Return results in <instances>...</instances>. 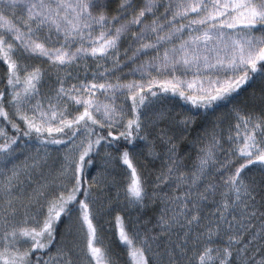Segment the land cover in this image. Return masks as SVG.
Wrapping results in <instances>:
<instances>
[{
  "label": "snow or ice",
  "instance_id": "6c2138e0",
  "mask_svg": "<svg viewBox=\"0 0 264 264\" xmlns=\"http://www.w3.org/2000/svg\"><path fill=\"white\" fill-rule=\"evenodd\" d=\"M0 64V264H264V0H0Z\"/></svg>",
  "mask_w": 264,
  "mask_h": 264
},
{
  "label": "rangeland",
  "instance_id": "374dc122",
  "mask_svg": "<svg viewBox=\"0 0 264 264\" xmlns=\"http://www.w3.org/2000/svg\"><path fill=\"white\" fill-rule=\"evenodd\" d=\"M127 46V45H125ZM98 63H106L104 61H95V60H88L87 64H88V68H87V72L89 73L88 78L91 79V73L97 71V64ZM110 66V65H109ZM69 71H71L74 75L79 73L80 78L83 79L84 78V74H85V69L83 67V64H81L80 68H72ZM155 75V73H153ZM177 75H181L180 72L176 73ZM117 76H121L123 79H141V77L139 75L133 76L129 73L128 68H123L120 72L116 73ZM184 78H191V72H189ZM73 83H75L76 81H72ZM61 155L60 153H57L55 150H53L50 158H49V165L52 167L53 170H55L60 162H61ZM23 158V157H21ZM94 160V167L89 168L88 171L91 173V175H95L97 171H102L103 170V164H104V151L101 150L100 155L99 156H94L93 157ZM116 175H118V177L121 180L126 181L128 179V172L125 171V169L123 168H116L115 173ZM35 179V177H34ZM122 191V188H121ZM105 194L108 195H114L115 194V190L113 189L110 193L108 192L107 189L103 188V186H101V189L97 191V195L100 196L101 198V202L104 201L105 199ZM121 202H123V196H121ZM121 215H123L124 213H120ZM129 215L132 216L133 219V224L136 223V213L134 212H130L128 213ZM114 213L113 214H109L108 212H104L101 214V218L99 220V226L102 230V234L105 236L106 238V242H108L109 240L112 242V246L114 248V250H118L121 249L120 246L116 243V232H117V226L115 224V220H114ZM70 224V222L67 220V218L62 217V222L58 225L59 227V233L61 235H64L65 238L67 240H72L76 238V229L78 228V222L75 220V218L73 219V221L71 222V227L73 228V234L71 236H68L67 233L65 232L66 227H68Z\"/></svg>",
  "mask_w": 264,
  "mask_h": 264
},
{
  "label": "trees",
  "instance_id": "16d2710c",
  "mask_svg": "<svg viewBox=\"0 0 264 264\" xmlns=\"http://www.w3.org/2000/svg\"><path fill=\"white\" fill-rule=\"evenodd\" d=\"M3 69V65L0 64V71H2ZM249 93L251 92V89L248 90ZM183 105V101H178L173 107H174V110L176 112H179L180 109H181V106ZM200 127V122L198 121L197 125L194 126V129L192 132H190L189 134H187V139L181 141L179 143V149L181 151V153L185 152L186 150H189L191 151L192 150V146L189 144V141L191 139H193L194 135H195V129L199 128ZM9 132L10 134H13L12 133V130L9 128ZM156 167H159V162L156 163ZM135 213V212H134ZM148 215H151V212L148 213ZM58 232H59V227H58ZM117 251H122V249H118Z\"/></svg>",
  "mask_w": 264,
  "mask_h": 264
}]
</instances>
